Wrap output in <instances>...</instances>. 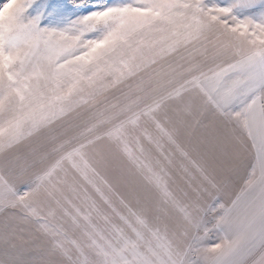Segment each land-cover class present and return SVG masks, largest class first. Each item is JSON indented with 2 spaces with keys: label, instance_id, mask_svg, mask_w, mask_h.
<instances>
[{
  "label": "snow or ice",
  "instance_id": "6c2138e0",
  "mask_svg": "<svg viewBox=\"0 0 264 264\" xmlns=\"http://www.w3.org/2000/svg\"><path fill=\"white\" fill-rule=\"evenodd\" d=\"M0 264H264V0H0Z\"/></svg>",
  "mask_w": 264,
  "mask_h": 264
}]
</instances>
